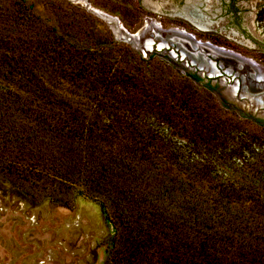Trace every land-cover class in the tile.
Returning a JSON list of instances; mask_svg holds the SVG:
<instances>
[{"label": "trees", "instance_id": "16d2710c", "mask_svg": "<svg viewBox=\"0 0 264 264\" xmlns=\"http://www.w3.org/2000/svg\"><path fill=\"white\" fill-rule=\"evenodd\" d=\"M168 62L71 0H0V183L32 207L95 204L107 264H264L248 118Z\"/></svg>", "mask_w": 264, "mask_h": 264}, {"label": "rangeland", "instance_id": "374dc122", "mask_svg": "<svg viewBox=\"0 0 264 264\" xmlns=\"http://www.w3.org/2000/svg\"><path fill=\"white\" fill-rule=\"evenodd\" d=\"M71 1L94 16L93 12H97L99 16H96L103 21L111 36L126 43L142 57L155 53L160 60L169 61L181 75L195 73L204 82L212 79L210 85L214 88L216 104L228 106L229 109H225L228 114L235 112L248 118L240 123L245 134L253 137V148L261 149L259 153L264 154V128L252 125L253 120L264 125V92L251 93L245 79L235 86L227 64L217 63L212 56L200 54L202 51L193 55L198 50L193 42L171 37L172 29L179 25L194 35L199 33L195 27L153 13L137 5L135 0ZM145 15L154 21L149 22ZM217 36L215 39L199 37L202 42L215 40L222 47L237 46V50L255 60L260 84L264 85V49L256 45L247 48L231 33ZM241 71L245 72L243 67ZM232 165L235 174L238 164L233 161ZM112 235L99 208L89 201L78 200L70 210L48 204L32 207L20 202L0 183V264H107Z\"/></svg>", "mask_w": 264, "mask_h": 264}, {"label": "flooded vegetation", "instance_id": "af4514ba", "mask_svg": "<svg viewBox=\"0 0 264 264\" xmlns=\"http://www.w3.org/2000/svg\"><path fill=\"white\" fill-rule=\"evenodd\" d=\"M151 1V0H150ZM161 5L151 6L146 2L147 7L151 9H155L152 11L153 13H157L158 15L165 16L166 18H178L182 21L187 22L192 25L199 31V33L186 32V30L180 25L171 31V37L175 40H189L196 45L197 51L193 55L205 54L208 56H212L215 61L219 64H227L230 68V77L232 83L235 85H239L238 81H242L245 79L247 81V85L249 86V90L251 93L256 92H264V88L261 86L259 81V71L256 69L255 60L250 57H246L247 55L240 50H237V46L233 45V48L222 47L216 44L214 41H206L202 42L201 37L206 36L209 39L217 38L218 31L216 30L215 23H212L205 18L204 13L214 12L218 17H225L226 20H231L233 23L239 27L236 31L231 33L232 37H239L242 40V43L246 44L248 48L250 45H256L258 47H262L264 49L263 43H259L255 41L252 36L249 34L247 27H242L241 25L248 20V13L246 10L249 6L255 8V15L253 16L252 21L255 22L257 26L264 25V0H161ZM137 5L142 7V0H135ZM169 3H176L177 8L174 10L166 9ZM144 6V5H143ZM144 8V7H143ZM209 8L210 10H207ZM225 14V15H224ZM143 15V14H142ZM145 19L149 22H153L154 20L151 17H147L145 15ZM222 19V18H221ZM160 23V22H159ZM240 23V24H239ZM262 33L264 34V29H262ZM201 36V37H199ZM188 48V45H186ZM243 50V49H242ZM245 51V50H243ZM199 52V53H198ZM247 52V51H246ZM245 70L243 73L241 68ZM195 74V73H193ZM244 74V75H243ZM199 77L198 74H195ZM201 78V77H199ZM220 79V78H219ZM218 79V80H219ZM206 82L211 83L212 79ZM236 86V85H235ZM255 87H261L257 89Z\"/></svg>", "mask_w": 264, "mask_h": 264}, {"label": "water", "instance_id": "95a60500", "mask_svg": "<svg viewBox=\"0 0 264 264\" xmlns=\"http://www.w3.org/2000/svg\"><path fill=\"white\" fill-rule=\"evenodd\" d=\"M146 2L149 3L151 6L156 7L158 4L161 5L160 3L163 1H161V0H151V1L150 0H142V3H143L142 7L149 9L151 11H154L155 9H151L150 7H147ZM167 6L168 7L166 9H169V10H174L175 8H177L176 3H169V5H167ZM207 10H210V9L208 8ZM246 11L248 12L246 14V16H248V20L245 21V23L242 24L241 26L244 27V29H245V27H247L249 34L252 36V38L255 41H257L259 43H264V34L262 33V29H264V25L257 26L255 24V22L252 21L253 16L255 15V8L249 6ZM93 13L96 14L97 16H99V14L97 12L94 11ZM204 14H205L206 20H208L212 23H215V25L217 26L216 30L218 31V34H220V33H232L233 31H236V29L239 28L230 19L226 20L227 18H225V17L224 18L218 17L220 15L216 16V14L213 11L209 12V13H204ZM173 19H176V18H173ZM176 20L187 23V22L182 21L181 19H178V18ZM239 37H241V35L237 36L238 41H242Z\"/></svg>", "mask_w": 264, "mask_h": 264}]
</instances>
